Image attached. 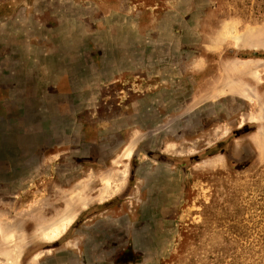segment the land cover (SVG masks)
Returning <instances> with one entry per match:
<instances>
[{
	"label": "rangeland",
	"instance_id": "374dc122",
	"mask_svg": "<svg viewBox=\"0 0 264 264\" xmlns=\"http://www.w3.org/2000/svg\"><path fill=\"white\" fill-rule=\"evenodd\" d=\"M262 135L264 0H0V264H264Z\"/></svg>",
	"mask_w": 264,
	"mask_h": 264
},
{
	"label": "crops",
	"instance_id": "0c3cea01",
	"mask_svg": "<svg viewBox=\"0 0 264 264\" xmlns=\"http://www.w3.org/2000/svg\"><path fill=\"white\" fill-rule=\"evenodd\" d=\"M18 14V13H17ZM16 36L15 39L20 42V41H24L20 38L21 35L17 34L14 35ZM23 43V42H22ZM5 44L6 46H4V56H5V60L6 61H18L17 59V53L15 50L20 49L23 50V48H18V47H22V45H12L13 44V34L10 35V37L6 40L5 39ZM31 48L34 50L31 54ZM7 50V52H6ZM29 54L28 55H32L34 53H37V55L35 54L34 57L31 56L33 61H47L46 65H48L50 68H54L53 71H51L49 74L51 76H55V79H52V81H54V84L57 86H59L62 82H64V79H62L60 76L61 75H65L67 69H64V67H62L64 64L61 61V54L59 53L58 49H56L53 44H47L46 42L43 43L42 45V50L39 53L38 52V47H34L32 45H30L29 47ZM10 51V52H9ZM69 81V79H66ZM54 85V87H55ZM57 86V87H58ZM55 90V88H54ZM57 90V89H56ZM58 91V90H57Z\"/></svg>",
	"mask_w": 264,
	"mask_h": 264
},
{
	"label": "bare ground",
	"instance_id": "6f19581e",
	"mask_svg": "<svg viewBox=\"0 0 264 264\" xmlns=\"http://www.w3.org/2000/svg\"><path fill=\"white\" fill-rule=\"evenodd\" d=\"M262 134H263V133H262ZM262 137L264 138L263 135H262ZM129 154H130V151H127L125 156L128 157ZM49 231H50V232H49ZM49 231L44 232L45 235H47L48 238L56 237V236L59 234V229H58V227H55L54 229L49 230ZM48 235H49V236H48Z\"/></svg>",
	"mask_w": 264,
	"mask_h": 264
}]
</instances>
